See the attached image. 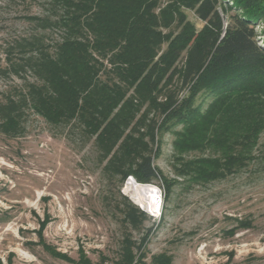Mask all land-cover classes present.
<instances>
[{"label": "trees", "instance_id": "1", "mask_svg": "<svg viewBox=\"0 0 264 264\" xmlns=\"http://www.w3.org/2000/svg\"><path fill=\"white\" fill-rule=\"evenodd\" d=\"M185 9L203 21L200 29ZM26 18L35 30L9 41L0 63V76L22 79L0 96V133H22L27 110L52 126L76 127L110 176L160 180L165 200L177 181L153 160L167 133L174 174L196 183L222 179L256 157L264 131V0H47L44 13ZM48 30L59 33L53 44ZM118 197L127 233L116 262L172 264L165 252L145 261L149 216Z\"/></svg>", "mask_w": 264, "mask_h": 264}, {"label": "rangeland", "instance_id": "2", "mask_svg": "<svg viewBox=\"0 0 264 264\" xmlns=\"http://www.w3.org/2000/svg\"><path fill=\"white\" fill-rule=\"evenodd\" d=\"M46 3L0 0L2 65L6 44L35 30L26 17L44 13ZM184 11L200 29L203 21L193 10ZM262 28L260 23L257 29ZM45 36L53 44L59 33L48 30ZM21 82L0 76V96ZM24 126L14 137L0 133V264H77L52 256L43 244L73 259L82 254L93 264L117 263L127 233L114 206L118 192L149 216L146 262L165 252L172 264H264V131L256 157L242 169L203 184L174 174L172 136L165 134L153 163L177 181L169 198L164 199L160 180L133 181L161 192V213L153 216L130 197L129 177L120 182L102 169L93 140L85 143L78 128L52 126L30 110ZM245 220L249 227L239 225ZM129 234L135 241L141 236Z\"/></svg>", "mask_w": 264, "mask_h": 264}, {"label": "bare ground", "instance_id": "3", "mask_svg": "<svg viewBox=\"0 0 264 264\" xmlns=\"http://www.w3.org/2000/svg\"><path fill=\"white\" fill-rule=\"evenodd\" d=\"M127 190L130 191V197L139 205H142L146 210L154 214L157 210L156 202L159 191L152 184H137L133 180L129 181Z\"/></svg>", "mask_w": 264, "mask_h": 264}, {"label": "built area", "instance_id": "4", "mask_svg": "<svg viewBox=\"0 0 264 264\" xmlns=\"http://www.w3.org/2000/svg\"><path fill=\"white\" fill-rule=\"evenodd\" d=\"M128 177H129V181H131V180L135 181V179L132 176H128ZM140 185H142V184H140ZM162 199L163 198H162L161 192L159 191V195L157 197V202H156L157 210L154 214L149 212L151 215H153V216H159L160 215L161 206H162ZM112 264H118V263H112Z\"/></svg>", "mask_w": 264, "mask_h": 264}]
</instances>
